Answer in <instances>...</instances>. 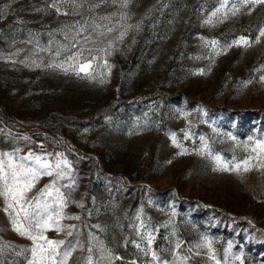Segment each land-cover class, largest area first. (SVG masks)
<instances>
[{"label": "rangeland", "instance_id": "1", "mask_svg": "<svg viewBox=\"0 0 264 264\" xmlns=\"http://www.w3.org/2000/svg\"><path fill=\"white\" fill-rule=\"evenodd\" d=\"M197 2L0 0V153H62L71 164L74 184L60 182L69 185L61 187L63 230L44 233L64 240L61 250L75 245L68 264H86L89 255L92 264H264L178 202L200 200L264 229V152L256 145L264 137L209 112L264 108V23L255 35L229 37L264 3L220 0L203 15V0L195 33L183 39ZM241 37L249 45L234 43ZM81 49L90 75L52 66ZM113 102L121 106L100 116ZM217 156L229 168L250 165L224 171ZM53 178L41 177L29 199ZM135 184L170 193L152 198ZM5 207L0 197L3 254L20 248L29 264L34 243L14 230Z\"/></svg>", "mask_w": 264, "mask_h": 264}, {"label": "snow or ice", "instance_id": "2", "mask_svg": "<svg viewBox=\"0 0 264 264\" xmlns=\"http://www.w3.org/2000/svg\"><path fill=\"white\" fill-rule=\"evenodd\" d=\"M247 3V0H244ZM252 3H264V0H252ZM59 11V9H57ZM219 11V9L217 10ZM237 9L233 8V14ZM67 14V13H65ZM216 13H213L215 16ZM211 23V21H209ZM110 31V29H109ZM79 34V33H78ZM124 33H121L120 38H123ZM260 37H264V30L259 33ZM257 38V42H258ZM212 43H215L214 41ZM236 45L243 44L249 45L250 41L241 37L234 42ZM75 46V43L72 45ZM89 55L91 49L87 50ZM57 51L56 55H59ZM84 50L77 51L74 55L69 56L66 62L52 65L53 67L61 68L64 71L71 69L77 75L83 73L90 75L89 69L92 67V60H88L83 56ZM81 57L84 62H81ZM93 60L95 57L92 58ZM67 64V67H66ZM39 66V65H37ZM174 139V138H173ZM203 137L201 140L203 141ZM235 140V137H231ZM251 139V137H249ZM175 142V139H174ZM257 147L261 152H264V142L256 141ZM42 148V145L40 146ZM207 149V144H204L203 152ZM256 148H253V152ZM54 156V159L52 158ZM217 163L220 165L221 170L224 171H240L247 170L250 165V160L245 159L242 162L234 163L229 168L227 163H222L219 156L215 157ZM261 166H264V160L261 161ZM71 164L63 156L62 153L51 154L41 152L36 154L28 152L25 155H20L19 150L16 152L0 153V197L6 201L5 212L11 218V223L14 230L21 236H26L34 243L31 249L32 260L29 264H68V260L75 250V245L70 241L68 246L61 250V246L65 245L64 240H49L44 233L49 229L62 231L63 226L61 220L66 217L63 214V209L66 207L68 200L66 193L61 190V187H69L68 184L61 185V181H71L74 184V177L71 174ZM43 176L54 177L49 184H47L41 191L31 199L28 193L35 187V184ZM83 207V205H81ZM173 215L175 213L173 212ZM79 219V217H74ZM74 228L75 226H70ZM98 227V226H97ZM68 235L72 236L71 230ZM92 239H96L94 236ZM147 243L150 245L153 240L152 234H146ZM206 242L210 246L211 242ZM76 241L75 244H78ZM99 243V242H98ZM139 247V245H137ZM231 247V245H229ZM103 251L102 244L100 245ZM91 253L92 249H88ZM147 254V253H145ZM153 260H158L155 252L152 253ZM86 264H92V256L87 257Z\"/></svg>", "mask_w": 264, "mask_h": 264}, {"label": "trees", "instance_id": "3", "mask_svg": "<svg viewBox=\"0 0 264 264\" xmlns=\"http://www.w3.org/2000/svg\"><path fill=\"white\" fill-rule=\"evenodd\" d=\"M202 1L203 0H198V2L194 5L190 21L186 25L183 32V39L188 38L189 36L195 33L196 28L193 22L197 16V8L200 6V3ZM219 1L220 0H207V6L203 15H206L212 9H214L218 5ZM263 23L264 12H261V14L252 24L247 27L234 30L233 32H231V34H229V37H236L239 34L255 35L257 29H259ZM119 104L120 103L115 104L113 102L105 106V109L100 110V116L113 113L118 109L119 106H121ZM130 105L134 106L136 105V102H131ZM209 112L217 118L226 117L236 122L237 130L252 131L257 133L258 136L264 137V108H249L245 110L235 111L225 107H219L215 109H209ZM164 123L165 120L163 124ZM45 129V132L49 131V134L51 133L50 130H48L47 128ZM58 133L59 132L52 133L54 134L53 139L56 140L61 137L58 135ZM127 187L131 188L132 186L127 185ZM132 189H136L139 194L147 193L149 196L156 199H162L164 197H167L170 193L169 189L165 191H158L156 189L141 184H135ZM178 202L183 206L186 211L190 212L192 215L209 220L208 229L210 233L215 235L222 234L225 236V238H228L231 241H236L237 239L239 248L244 247V252H247L248 255L252 257L251 259L256 261H264V229L258 228V226L251 222L250 218L249 220H244V218H238L231 214L225 213L223 210H220L215 205H207L201 202L200 200L179 199ZM17 250V254L9 253L4 255L2 246H0V264H27L29 254L21 251L20 248Z\"/></svg>", "mask_w": 264, "mask_h": 264}]
</instances>
